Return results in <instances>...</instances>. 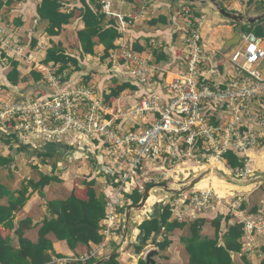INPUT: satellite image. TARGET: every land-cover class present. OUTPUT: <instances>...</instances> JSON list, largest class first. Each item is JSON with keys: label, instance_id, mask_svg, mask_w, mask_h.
Here are the masks:
<instances>
[{"label": "built area", "instance_id": "obj_1", "mask_svg": "<svg viewBox=\"0 0 264 264\" xmlns=\"http://www.w3.org/2000/svg\"><path fill=\"white\" fill-rule=\"evenodd\" d=\"M94 1L101 4L108 17L117 20L122 35L136 19L114 6L127 0ZM182 10L187 24L184 60L174 79L162 80L159 66L126 42H121L120 52L112 55L111 70L144 89L139 103L124 114L135 120L152 118L143 128L128 126L126 119L117 122L119 118L94 85L63 88L53 69L35 62L33 52L21 44L15 31L0 17V49L6 58L35 62V68L45 73L55 91L16 98L0 90L1 128L55 143L74 144L83 137L100 149L98 159L111 174L104 191L107 202L101 233L105 239L77 261L102 258L108 243L114 240L122 209L126 212L131 204L128 196L136 189L144 193L148 184L167 180L172 170L190 162L210 164L216 159L227 167L231 180L260 177L251 150L264 146V74L259 68L264 60V46L255 34L242 32V39L230 56L229 77L217 81L213 77L218 75V68L212 61L213 54L205 47L202 32L206 13L196 15L186 7ZM151 43L158 45L156 39ZM46 45L47 41L36 51L44 50ZM230 151L238 158L236 166L229 165L226 153ZM245 204L243 195L226 196L212 185L190 187L167 203L171 219L177 221L195 220L226 207L235 222L243 224L241 252L262 253L264 194L254 211L246 210ZM127 222L125 215L123 224Z\"/></svg>", "mask_w": 264, "mask_h": 264}, {"label": "crops", "instance_id": "obj_2", "mask_svg": "<svg viewBox=\"0 0 264 264\" xmlns=\"http://www.w3.org/2000/svg\"><path fill=\"white\" fill-rule=\"evenodd\" d=\"M61 1L64 4L63 10L70 11L74 8L76 13L69 24L63 25L59 35L52 36L48 34L49 21L40 18L37 12L42 0H0V3H3L0 9V17L4 24L15 31L21 44L33 52L35 62L43 65L46 69H53L55 74H57L60 64L45 62L47 51L53 44H61L66 54L79 60L77 68L73 64H70L63 74H59L65 79L62 82L63 88L78 84H91L95 86L97 93L105 99V96L111 92L114 86L126 82V80L111 70L112 55L113 53L118 54L120 52L119 45L121 42H126L133 48L139 47L141 50L138 51L143 56L148 57L152 63L159 66L162 70V80L174 79L179 69L182 68L181 63L184 60V32L187 24L181 13L183 12V7H188L181 2L175 0H127L125 2H116L114 6L118 11L124 14H131L136 19L126 28L125 33L115 41L116 48L110 50L109 57L104 58L105 46L99 42L94 47V54H84L82 52L77 33L85 25L80 15V10L83 8V0ZM218 1L227 10L246 16H255L264 11V0ZM190 4L193 5V11H197V14H194L198 15L202 11L206 13L207 20L202 28L204 43L207 50L213 54L211 57L212 61L218 68V75L213 78L217 81H224L230 75V56L236 47L233 48L232 46L227 51L223 47L226 40L233 38L237 34V29L241 25L236 22L233 23L222 16L214 6H211L212 4H207L206 2L200 4L204 7L198 6L196 2H190ZM143 11H145L144 14ZM162 17L166 18V21ZM155 19L158 21L154 22L153 20ZM258 23L264 29V21ZM255 26L258 25H253L252 27ZM242 32H244V29ZM257 37L264 46V41L261 37ZM152 39L157 40V46L152 45ZM45 41H47L46 48L37 52L36 48ZM231 49H233L232 52L230 51ZM2 55L3 57L0 55V90L8 94L10 93L16 98L55 92L50 88L45 73L35 68V62H19L6 58L5 53ZM14 61L18 63L17 68L20 73V80L16 87H12L7 76L12 70V62ZM259 68L264 74V60L260 63ZM34 72L40 76V81L35 80ZM135 85V90L126 88L118 98L112 99V102L108 103V105L119 118L117 122H120V119H126L125 121L128 126L135 125L136 127L143 128L147 126L146 121L150 122L152 118L149 117L146 121H143L124 115L139 103L144 93V89L141 86ZM158 91L164 95L162 90ZM76 142L74 144L49 142L33 136L19 135L13 133L11 130L4 131L0 126V156L12 159L9 164L5 166L0 165V182L4 186L16 192L22 187L24 182H27L29 179L38 180L43 173H54L65 180L62 182H51L44 188L43 196L38 191L29 190L30 195L26 205L15 213L13 227L8 230L13 244L17 247H19V237L16 230L20 226V223L26 219L31 220V224L25 229V236L36 242L39 239V231L43 225V221L52 217L48 202L69 198L74 188V183L70 185L69 182L73 178L77 176L96 178L98 194L104 193L111 174L106 165L98 159L100 149L98 147L94 148L83 137H80ZM260 150L264 151V147L262 146L258 150H253L251 152L252 157L254 151L261 152ZM201 165H204V163L190 162L187 167L183 168L181 166L172 170L167 180L148 184L149 195L155 193L157 188H164L167 194L160 195V200L158 201L152 198L151 203L146 207L147 212H145L146 210H139V208L133 209L131 204H128L126 212L125 209H122L123 213L120 217L114 240L108 243L104 256L98 259L109 257L113 252L118 251V260L121 264H138L139 259H144L146 252L151 246L157 247L154 245V242L161 241L164 237L163 232L155 235L154 239L148 241V245L145 246L143 232L140 229V224L144 220L160 214L168 202L190 187H207L212 185L216 189L214 181L217 179V176H220L223 180L233 181L226 174L228 172L226 166H208L209 164H207V170L198 173ZM258 167L260 169V165ZM223 169L225 173L221 171ZM187 175L190 179L184 181ZM258 175L260 177L257 180L259 181L262 178L264 181V171L261 174L258 173ZM241 182L249 183L250 181ZM162 183H168L170 188L159 186ZM181 185L183 189L178 188ZM186 186L188 188H185ZM217 192L219 191L217 190ZM261 197L262 195L257 199L255 196H251V201L246 198L244 208L254 211ZM8 201L9 199L6 196L0 198V205L8 204ZM219 213L229 216V224L236 223L234 217L228 213L226 207L222 210L216 208L213 212L200 216L209 219L202 228L201 234L203 237L213 238L215 236L216 231L211 220ZM125 215L128 220L127 224H123ZM131 218H133V226L130 224ZM191 221L193 220L186 219L180 222L190 223ZM123 234L126 235L122 237ZM185 235H190L189 226L177 228L169 233L172 243L166 250L160 251L164 256V263L186 264L189 261V254L180 239L181 236ZM126 236V241L123 243ZM47 237L52 241L56 253L65 256L64 258H57L53 254V259L48 264L78 262L77 259L85 256L98 245L94 243H90L89 245L80 244L75 250H72L65 240L57 239L53 233H50ZM139 245L145 246L144 249H139ZM261 252L256 251L249 255L241 252L235 256V261L237 264H243V255H245L250 264H261L264 260V246H262ZM83 264H86L85 261Z\"/></svg>", "mask_w": 264, "mask_h": 264}, {"label": "trees", "instance_id": "obj_3", "mask_svg": "<svg viewBox=\"0 0 264 264\" xmlns=\"http://www.w3.org/2000/svg\"><path fill=\"white\" fill-rule=\"evenodd\" d=\"M2 5L3 3L1 2L0 9ZM101 7V4L94 0H83V8L80 10V15L85 25L83 29L78 31L77 35L84 54H94V47L99 42L105 46L104 58H106L109 57L110 50L116 48L115 41L122 34L117 20L113 17L108 18ZM63 8L64 4L61 0H42L38 6L37 12L40 18L49 21L47 28L49 35H59L63 25L69 24L75 16L76 11L74 8L70 11L63 10ZM162 19L166 21V18L162 17ZM153 21L157 22L158 20L155 19ZM256 25L258 26L250 27L245 25L242 28L244 32L264 37L263 26L260 23ZM133 49L136 51L141 50L139 47ZM2 54L4 52L0 49V55L3 57ZM45 62L60 64L57 74L61 82L65 81L60 76L65 69L70 64L77 68L79 64V60L76 57L65 53L61 44H53L48 49ZM12 65V70L7 76L12 87H16L20 80V73L17 68L18 63L14 61ZM34 75L36 81L41 80L40 76L35 72ZM126 88L135 90L136 85L131 81H126L123 84L114 86L111 92L105 96V100L108 101L106 103H111L112 99L118 98ZM226 157L229 160V165L236 166L239 164L235 153L230 151L226 153ZM11 161V158L0 156L1 166L9 164ZM62 181L65 180L54 173H43L38 180L29 179L24 182L22 187L16 192H13L0 182V198L6 196L9 199L8 204L0 205V264H48L52 261L53 254L57 258H64L63 254L56 253L54 250L52 241L47 237L50 233H53L59 240H65L72 250H75L80 244H100L104 241L105 238L101 234L100 229L101 222L106 214V194H98L96 178L77 176L69 182L70 185L74 183V188L69 198L48 202L52 217L43 221L39 231V239L33 242L25 236V229L31 224V220L26 219L20 223L16 230L19 237V247L13 244L8 230L13 227L15 213L26 205L30 195L29 190L38 191L43 196L44 188L47 185L51 182ZM128 197L131 199V205H136L141 201L143 192L136 189ZM208 220L205 217L197 218L190 223L171 220V212L167 205L164 206L160 214L144 220L140 224V229L143 232L145 246L148 245V241L154 239L155 235L163 232V239L155 241L154 245L160 251H164L172 243L169 233L177 228L189 226L190 235L181 236L180 238L181 243L189 254V261L186 264H237L235 256L241 253L242 250L240 239L243 235V224H229V216L219 213L211 220L216 231L215 236L213 238L203 237L201 231ZM145 246L139 245L138 248L144 249ZM243 259V264H250L245 255H243ZM98 260L90 258L85 263L94 264ZM78 263L83 264L84 261H78ZM103 264L121 263L117 255ZM138 264H146V261L140 258ZM261 264H264V260Z\"/></svg>", "mask_w": 264, "mask_h": 264}, {"label": "rangeland", "instance_id": "obj_4", "mask_svg": "<svg viewBox=\"0 0 264 264\" xmlns=\"http://www.w3.org/2000/svg\"><path fill=\"white\" fill-rule=\"evenodd\" d=\"M175 1L181 2L183 5L187 6L190 9H192L193 13L197 14V11H193V8H192L193 5L190 4L191 0H175ZM195 2L198 3V6L204 7L203 5H200V4H204V2H202L201 0L200 1H196L195 0ZM206 3L207 4H212L210 2V0H207ZM211 6H213V5H211ZM256 24H254V25H256ZM247 26L251 27L253 25H247ZM261 39L264 41V37L261 36ZM237 45L238 44L234 45L233 48L237 47ZM230 51L232 52L233 49H231ZM230 51H228V52H230ZM66 143H68V141H66ZM260 148H262V147H260ZM260 148H253L251 150V152L253 150H258ZM253 158H254L255 169L257 168L256 172L260 173V174L263 173V171H264V151H261V152L254 151L253 152ZM193 163H195V162H193ZM188 165L182 166V167L184 168V167H187ZM259 165H260V169L258 167ZM222 166L223 165H219V167H222ZM206 170H207V164L201 165V167L198 170V173L204 172ZM221 171H223L225 173L224 169L221 170ZM188 179H190V178L187 175V177H186V179L184 181H186ZM246 182H248V181H246ZM188 185H189V183H188ZM214 185H215L216 189L220 193H222V194H224L226 196L243 195L244 198H248L250 201H251V196H255L257 199H259V197L264 194V181L263 180H259V181L254 182V183H245V182H236L234 180L233 181L223 180V179L220 178V176H217V179L214 181ZM147 188L148 187H146V190H147ZM178 188H182V185H181V187H178ZM165 194H167V191L164 188H160V189L157 188L155 193H151L149 195L146 203L141 208H139V210L145 211L147 209L146 207L149 206V204L151 203L152 198H154L153 200L158 201V200H160V195L163 196ZM154 195L158 196V197H155ZM147 211L148 210H146L145 212H147ZM130 224H132V226H133V218H131ZM151 248H152V246H151Z\"/></svg>", "mask_w": 264, "mask_h": 264}, {"label": "water", "instance_id": "obj_5", "mask_svg": "<svg viewBox=\"0 0 264 264\" xmlns=\"http://www.w3.org/2000/svg\"><path fill=\"white\" fill-rule=\"evenodd\" d=\"M196 1H200V0H196ZM201 1L204 2V3L207 2V0H201ZM191 2H195V0H191ZM210 2L212 3V5L217 9V11L222 16H224L225 18H227L228 20H230L232 22H236L237 24L241 25L237 29V34L233 38H230V39L225 41V44H224V47H223V49L225 51L229 50L232 46L240 43V41L242 39V34L241 33L243 31L242 26L254 25V24L258 23V22L264 21V11L261 12L260 14H258V15H255V16H246V15L237 14V13H234V12H231V11L227 10L226 8H224L221 5V3L218 0H210ZM255 181H258V180H251L249 183H254ZM159 186L170 188L168 183H162V184H159ZM185 188H188V186H186ZM173 191H175V190H173ZM149 193H150V190L147 189L144 192L141 201L138 204H136V205H132V208L133 209L141 208L146 203V201L148 199V196H149ZM128 215L130 216L129 213H128ZM117 255H118V251H115L109 257L100 259L95 264H103L106 261H109V260L113 259ZM144 260L146 261V264H171V263H164L163 262L164 256L160 253V249L158 247L150 248L146 252V254L144 256ZM65 264H81V263H78V262H67Z\"/></svg>", "mask_w": 264, "mask_h": 264}, {"label": "bare ground", "instance_id": "obj_6", "mask_svg": "<svg viewBox=\"0 0 264 264\" xmlns=\"http://www.w3.org/2000/svg\"><path fill=\"white\" fill-rule=\"evenodd\" d=\"M216 165H223L224 166V164L222 162H219L216 159H212V162L208 166H216Z\"/></svg>", "mask_w": 264, "mask_h": 264}]
</instances>
